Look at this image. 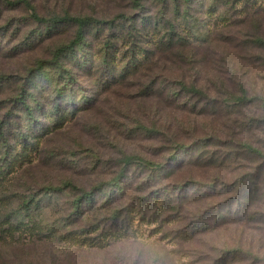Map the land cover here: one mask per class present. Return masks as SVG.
Segmentation results:
<instances>
[{
  "label": "rangeland",
  "instance_id": "374dc122",
  "mask_svg": "<svg viewBox=\"0 0 264 264\" xmlns=\"http://www.w3.org/2000/svg\"><path fill=\"white\" fill-rule=\"evenodd\" d=\"M166 1L0 0V165L10 168L0 175V264H125L138 228L167 251L166 264H264V45L255 42L264 39V0ZM69 16L115 20L114 28L97 24L100 33L87 32L93 68L64 53L61 68L49 64L34 77L38 62L55 61L77 32L73 24L52 28L48 19ZM141 16L150 17L146 29ZM119 26L130 33L118 40ZM107 42L117 47L115 72L129 70L111 83L94 58ZM69 74L77 109L54 89ZM78 88L91 101L86 107ZM121 170L123 192L112 207L101 208L98 197L94 209L75 214L79 195L99 186L117 191L109 183ZM150 195L167 204L155 217L148 209L145 219L130 211L123 224L130 237L105 248L7 229L26 212L44 233L106 239L113 207ZM31 198L28 208L23 201ZM218 211L233 214L220 219ZM232 250L237 257L223 255Z\"/></svg>",
  "mask_w": 264,
  "mask_h": 264
},
{
  "label": "trees",
  "instance_id": "16d2710c",
  "mask_svg": "<svg viewBox=\"0 0 264 264\" xmlns=\"http://www.w3.org/2000/svg\"><path fill=\"white\" fill-rule=\"evenodd\" d=\"M174 1V5L176 4L177 0H173ZM161 2H166V0H161ZM185 3H190L191 0H184ZM248 1L246 0V3L248 6L257 4L258 0H253L250 2V5L247 3ZM253 2V3H252ZM178 6V5H177ZM264 8V7H263ZM179 10V9H178ZM34 18L38 21L41 22H46L47 20H43L41 18H39L38 16H36V14H33ZM142 19V24L145 26V29L148 27V24L145 23V21H149L150 17L147 16H141L140 17ZM50 20V27L52 28H58V26L63 25V24H73L76 25L77 27V32L75 35V39L71 42V44L63 46L61 48H59V53L57 55H55V61L52 62H47V61H43L40 60L38 62V69H36V73L34 75V77H42L45 73H47V69H48V65L49 64H56L58 68H61V64L59 63V61L61 60V55L63 56L64 53L70 55L72 57V55L76 54V58H75V64L80 65L81 69H85L87 70L88 67L91 69L93 68V64L91 62V56L92 53H90L89 51L85 50V47L87 46V43L85 42L86 36H87V32H89V28H91V31L95 32V33H100L103 29H101V27H99V25H103V24H107V25H112L111 27L114 28V24H115V20H109V21H103V20H97L95 18L92 17H80V16H69V17H57V18H52V19H48ZM99 24V25H97ZM133 24H137V20L133 22ZM198 26L201 27V25H199V23H197ZM192 26H194V24H192ZM48 28V30H51V28ZM120 27V31H119V35H115L114 37H117V39L119 40L120 38H122V36H127L125 35V32L128 31L127 33H130V29H126L123 26H119ZM194 28H197L196 26ZM126 29V31H125ZM148 32V30H147ZM201 36V35H200ZM202 38V37H200ZM85 42V43H84ZM255 42H257L258 44H262L264 45V39H262L260 36H256L255 37ZM111 43V44H110ZM116 48L115 44L113 42H107L106 46L103 47V49L98 53H94L96 54L94 58H98L99 64H100V70L104 69L105 71L102 72L103 77H105L106 80L111 79V82H116V81H120L122 79H124L127 74L125 72L129 71L127 70L126 67H124L121 73H117L115 72V70L117 69L118 63L116 62ZM134 48L130 47L129 51H132L133 54H135V51H133ZM78 54V55H77ZM80 55V56H79ZM74 58V57H72ZM135 67V66H133ZM63 70V69H62ZM114 70V71H113ZM60 77L58 76L55 82V92H57L59 99L61 100L62 104L65 102V99L68 98L69 102L66 103L68 106H73L74 109H77L79 107V105L76 102V95H77V88H75L73 86V84H75V79L73 78L72 75L69 74L68 77H65V79H63V83L60 81ZM108 82V81H107ZM63 84L61 87H58L59 84ZM58 88V89H56ZM183 90H185L186 92L192 93L195 96H197L198 98H202L205 95L203 94V92L200 91V89H196L193 86H183L182 87ZM79 92L78 94L82 93V96L80 97V100L82 101V104L85 105V107L87 106V104H90L91 101L86 97L85 95V91L83 88H78ZM67 91H70V94H67ZM176 94V93H173ZM32 96V95H30ZM67 97V98H65ZM61 103H58V105L55 107V111L57 113H59L61 111ZM26 109L30 110L28 106H25ZM179 149H185V146L183 145H178L177 146ZM248 147V150L251 153H260L258 152V150H255L249 146H245ZM177 149V150H179ZM178 153V152H177ZM175 159L177 157V155L174 156ZM174 159V160H175ZM132 157H129V159H127L126 161V165L131 164L132 161ZM2 162V160H0V163ZM144 168L146 169H155L158 171H161V169L163 168L162 165H155V164H150V163H145L143 164ZM155 165V166H152ZM5 170V172H9L8 170H10L9 167L4 166V165H0V175L2 176V174H4L2 171ZM124 171L121 170L118 172L117 176L114 177V179L111 181V183H109L110 185H115L117 186V191H112L114 189H111L110 192L107 191L106 188H103L101 186L96 187L97 192H89V193H83L82 195H79L75 201H74V207L77 210V212L75 214H77L78 216L81 215V208L82 206H87L89 207V210H92L95 208V206L97 205V198L98 197H102L103 201L102 203H100V207L101 208H105V209H109L110 207L113 206L114 202L116 201L115 199L119 198L120 194L123 192V188L121 185H119V181H121V179L124 176ZM71 185H65L63 187H47L46 190H50V191H45L46 194H58V193H62L64 192L63 190L66 187H70ZM73 188H75V186H72ZM106 189V191H105ZM182 189V187H181ZM99 192V193H98ZM158 197L155 196H149V197H138L140 198V203H132L130 205H123L120 207H113L111 214L108 215L106 217L105 220H111L112 224L110 226V230H112V228H114L113 231H109V237L105 238H100V237H89V238H81V235L76 233V232H69L66 235L63 236H59L56 237V234L51 231L48 233H44L43 232V228L41 226H37L36 221L33 217V214L31 213H26L24 212V216H26L28 214L27 218H23V219H15L13 222L11 221L9 224V227H7L8 230H11V232L14 234L17 231H23V232H27V235H31V236H38L41 237L42 235L44 236H48L49 238L52 239H63V240H68L70 242H73L77 245H87L89 247H96V248H105L107 247L111 242H117L119 240L122 239H126L128 237H130V234L128 232V230L126 229V227L123 225L125 222H127L126 219L129 218V212H137L140 213L141 219H145L142 218L144 215L147 216L148 215V209L153 208V216L155 217L158 214V208L159 205H165L167 204V201L163 200L162 197H160L159 195H157ZM160 197V198H159ZM137 198V197H136ZM160 200H163L162 203L160 202ZM35 202V199H26L23 201L24 205H27V207L29 208V206L31 205V203ZM39 205V199L37 200V203ZM158 207V208H157ZM98 209H101L99 207H97ZM233 214L232 211H228V213H222V211H218L217 212V218L220 219H225L229 216H231ZM120 217H123L122 222H120ZM132 218V217H131ZM105 220H103V222H105ZM102 221H98V222H92L90 224H88L90 230H92L93 232H96L100 229L101 227V223ZM106 223V222H105ZM122 224L121 226H119V224ZM114 225V226H113ZM203 228V227H202ZM194 230H196L194 228ZM91 232V231H90ZM106 232V230H102L101 234ZM187 236V235H186ZM189 236V235H188ZM242 250V249H241ZM237 251L232 250V251H225L223 255H227L228 253L232 256L230 257H237V255H234L233 253H235ZM242 252H244L242 250ZM246 253H248L246 251ZM249 254V253H248ZM255 258V256H254ZM232 260V259H231ZM228 261V260H227ZM230 261V259H229Z\"/></svg>",
  "mask_w": 264,
  "mask_h": 264
},
{
  "label": "clouds",
  "instance_id": "9594fccd",
  "mask_svg": "<svg viewBox=\"0 0 264 264\" xmlns=\"http://www.w3.org/2000/svg\"><path fill=\"white\" fill-rule=\"evenodd\" d=\"M167 255V251L151 239V233L144 235V230L138 228L126 247L125 264H166Z\"/></svg>",
  "mask_w": 264,
  "mask_h": 264
}]
</instances>
